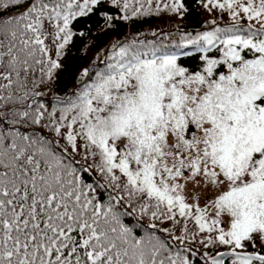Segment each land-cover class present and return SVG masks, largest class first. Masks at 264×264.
<instances>
[{"label": "snow or ice", "instance_id": "snow-or-ice-1", "mask_svg": "<svg viewBox=\"0 0 264 264\" xmlns=\"http://www.w3.org/2000/svg\"><path fill=\"white\" fill-rule=\"evenodd\" d=\"M196 4L0 0V264H264V0Z\"/></svg>", "mask_w": 264, "mask_h": 264}, {"label": "trees", "instance_id": "trees-1", "mask_svg": "<svg viewBox=\"0 0 264 264\" xmlns=\"http://www.w3.org/2000/svg\"><path fill=\"white\" fill-rule=\"evenodd\" d=\"M190 6V15L182 23V27L191 29L193 26L199 27L200 22L207 17L206 13L199 8L196 0H187ZM103 22L101 21V24ZM178 21H169L167 17L156 18L152 17L147 22L136 23L129 26L123 22H118L114 29L102 31L100 27L94 26L89 35L78 37L75 40V46L71 47L66 57L67 64L71 68L70 73H66L60 84L61 88H70L75 77L84 67H89L96 55L101 52H106L111 44L117 40H124L126 37H131L137 32H147L152 29H163L171 31ZM153 39L152 37H147Z\"/></svg>", "mask_w": 264, "mask_h": 264}]
</instances>
